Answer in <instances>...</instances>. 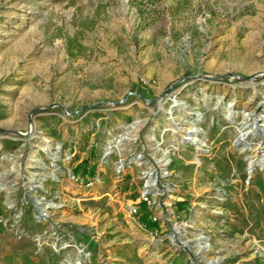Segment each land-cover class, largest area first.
I'll return each instance as SVG.
<instances>
[{"label": "rangeland", "instance_id": "obj_1", "mask_svg": "<svg viewBox=\"0 0 264 264\" xmlns=\"http://www.w3.org/2000/svg\"><path fill=\"white\" fill-rule=\"evenodd\" d=\"M263 99L264 0H0V127L23 133L0 138L54 179L0 205V264H264ZM170 138L196 157L174 180L191 198L166 182L145 227L144 164L132 181L116 157ZM110 154L112 189L57 188L60 166Z\"/></svg>", "mask_w": 264, "mask_h": 264}, {"label": "crops", "instance_id": "obj_2", "mask_svg": "<svg viewBox=\"0 0 264 264\" xmlns=\"http://www.w3.org/2000/svg\"><path fill=\"white\" fill-rule=\"evenodd\" d=\"M48 140V138H47ZM153 144L150 142L149 145L145 146V151H140L138 153H134L133 155L129 156H122V154H118L116 157V163L123 164V172L120 175L121 178L124 175L132 176L131 180H135L139 177L138 174L134 175L133 173V166H136L132 161L135 155L139 154L143 158V164L145 167L144 172L141 171L142 174L147 175V183H153L154 178L153 176L157 174L158 176L161 175L162 166L165 164L163 160H167L169 163L165 165V169L170 174V177L167 176L165 181L157 183L159 186L163 183H168L171 185H176L173 189L175 192L174 197L176 199H180L181 202L177 203L179 209L186 207L187 201L191 198L190 193L188 190L183 188V184H178V178L184 173L185 166L187 164H196L195 159L196 157L191 155L188 158V150L187 145L182 144L180 140H173L169 139L166 141H162L158 149L154 151L156 147H153ZM8 148V142L5 139L0 138V164H3V167H0V205L3 207H13L17 208L19 206H23L26 203L25 193L23 196L16 197V191H20L21 189L25 192L28 189H35L37 192L40 191H47L50 189V186H47L46 183H53L54 179L49 177V174H46V178H42L39 172L36 171H28L24 168L26 154H22L21 152H15L14 149L4 150ZM111 149V148H110ZM113 150L108 153L113 154ZM39 150L36 151V154H30L27 158V164L35 165L36 167L42 163V158L39 157ZM107 157L103 160V157L100 159L99 163L97 158H91L88 166L86 167L83 163H80L81 160L75 162L73 167L68 166H60L57 172V180L58 184L56 185L59 190L62 189V186L65 182L66 176H74L76 178V183L78 186H82L81 184H86L85 186H90L93 183H97L100 186L105 183L107 180V186L109 189H112L115 185H118L117 182L120 179H116L113 177L112 171L107 172L105 168V164L112 162L113 156ZM23 155H25L23 157ZM114 155V154H113ZM46 160L49 158V154H44ZM128 159L127 166H124L125 159ZM130 162V163H129ZM105 163V164H104ZM114 163V164H116ZM167 166V167H166ZM198 171V165L196 164L193 172L194 174ZM44 175V174H43ZM96 176L99 177V181L91 182L93 178ZM172 176H177L176 179L172 178ZM117 183V184H116ZM22 186V187H21ZM21 187V188H20ZM143 190V188H142ZM155 200V199H153ZM183 202V203H182ZM159 203V202H158ZM156 202L154 205L153 211L155 210L156 214H161L163 209L159 206ZM46 204V203H43ZM142 207L143 204H141ZM143 226L147 227L152 224L161 225V221H157L155 223L151 222L149 217L146 216L144 213L140 217Z\"/></svg>", "mask_w": 264, "mask_h": 264}, {"label": "built area", "instance_id": "obj_3", "mask_svg": "<svg viewBox=\"0 0 264 264\" xmlns=\"http://www.w3.org/2000/svg\"><path fill=\"white\" fill-rule=\"evenodd\" d=\"M135 160L137 161L138 165H141L143 163V160L141 159L140 155L136 156ZM163 163H165V164L162 166L161 175L159 176L161 178L167 177L169 175L167 169L164 168L165 165L168 164L169 162L167 160H163ZM120 170H121V168H118L116 173L119 174ZM72 177L74 180H76V178L74 176H72ZM153 178H154L153 183L150 184L149 182L147 183V181L144 183L139 202L137 204L130 206L128 212H129V215H132V216L138 215L139 213H141L142 215L144 213H146V216L149 217L151 222L155 223V222L161 220L162 213L160 215L156 214V212H155V214L152 213V209L154 208V205L156 204V201L153 200L152 196L163 195L164 194V188H166L165 187L166 183H163V184H161V186H159L157 184L158 175L155 174L153 176ZM93 180L97 182V181H99V177L96 176L95 178H93L91 180V182H93ZM162 203H164V202H162ZM141 204H143L144 207H142ZM158 204H159V206L162 207L160 202ZM165 209L167 210V208H165ZM141 214L139 215L140 217H141ZM140 217H139V219H140Z\"/></svg>", "mask_w": 264, "mask_h": 264}, {"label": "bare ground", "instance_id": "obj_4", "mask_svg": "<svg viewBox=\"0 0 264 264\" xmlns=\"http://www.w3.org/2000/svg\"><path fill=\"white\" fill-rule=\"evenodd\" d=\"M263 102H264V99H263ZM255 121H257V119ZM253 130H254V126H252L250 130H248L246 132H242L240 139H244L246 136H248L249 134H252V133L254 135H257V133L254 132ZM197 132H198L197 129H194V127H191L189 130L182 133V141L183 142L189 141V142L194 143L196 145H199V144L203 145L204 141L199 139V137L197 136ZM57 149H59V147Z\"/></svg>", "mask_w": 264, "mask_h": 264}, {"label": "water", "instance_id": "obj_5", "mask_svg": "<svg viewBox=\"0 0 264 264\" xmlns=\"http://www.w3.org/2000/svg\"><path fill=\"white\" fill-rule=\"evenodd\" d=\"M0 134H18V135H22L23 133L12 130V129H7L4 127H0ZM35 209L36 211H40V206L39 204L35 201Z\"/></svg>", "mask_w": 264, "mask_h": 264}]
</instances>
